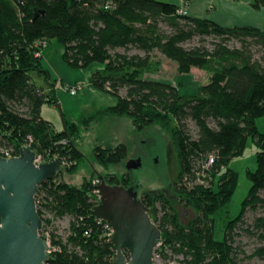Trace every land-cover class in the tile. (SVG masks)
<instances>
[{"label": "trees", "instance_id": "trees-1", "mask_svg": "<svg viewBox=\"0 0 264 264\" xmlns=\"http://www.w3.org/2000/svg\"><path fill=\"white\" fill-rule=\"evenodd\" d=\"M250 4L264 8V0ZM178 8L164 0H0V155L4 150L17 154L31 138L32 149L45 162L63 157L70 162L65 170L72 173L83 158L74 139L81 127L102 115L128 117L136 131L159 125L176 151L173 193L143 190L141 202L161 230L155 249L161 259L167 262L179 255L176 260L182 264H240L243 252L235 236L245 232L260 241L249 256L264 260V132L256 125L264 116V30L254 25L225 27L180 14ZM194 38L198 44L183 45ZM51 40L61 46V58L69 67L94 65L88 81L114 97L111 106L77 121L63 115L62 129L41 116L44 104L58 105L53 84L46 88L33 75L49 78L42 56ZM233 40L239 44L230 46ZM255 47L263 51L260 58L254 57ZM156 52L174 61L178 73L193 67L208 71L209 81L184 94L179 84L145 78L159 70ZM248 137L256 146V167L246 171L247 194L217 239L215 217L237 185V172L229 163L242 155ZM126 155L123 142L94 147L95 162L103 168ZM210 156L212 162L206 165ZM59 175L40 183L36 192L40 228L50 234L46 264H109L114 248L91 215L90 182L75 186ZM103 178L129 182L110 172ZM175 202L193 209L194 218L182 222ZM247 211L256 212L249 223L243 219ZM66 216V235L55 234L51 222Z\"/></svg>", "mask_w": 264, "mask_h": 264}, {"label": "rangeland", "instance_id": "rangeland-1", "mask_svg": "<svg viewBox=\"0 0 264 264\" xmlns=\"http://www.w3.org/2000/svg\"><path fill=\"white\" fill-rule=\"evenodd\" d=\"M161 26L164 30L169 29L163 22ZM210 41V39L206 40L207 45H210ZM195 44H198L197 38L185 42L183 45L189 47ZM238 44L239 43L234 40L229 42L230 46H237ZM48 47V50L51 51V54L55 58V67L58 69V66L61 64V68L67 71L68 75L71 77H84L94 68V65L88 66L87 68H71L62 60V48L56 41L51 40ZM120 51H122V49H120ZM131 51L133 52L134 50L132 49ZM262 53L263 51L255 47V58H260ZM156 58L160 61L159 70L156 73H146L143 76L149 79L167 81L171 84H179L180 91L184 94L195 93L200 85L206 84L210 79V73L208 71L194 67L189 73H178L174 61L165 58L159 52H156ZM57 60L59 61L58 65L55 63ZM43 64L45 65L46 63L43 62ZM45 66L47 67V64ZM33 75L35 79L39 81L37 74ZM80 94L82 95V93ZM64 105L66 106V103ZM84 108H76V112L71 114L72 119L77 121L82 117L81 115H87L88 110H83ZM61 112H63L62 105ZM44 113L46 114L45 110ZM256 125L259 131L264 132V116L256 119ZM188 126L191 134L194 135L195 127L191 122H189ZM119 141L123 142L127 147L126 158L119 163L109 165L107 168L98 165L94 159V147L107 143H117ZM74 143L82 152L83 158L78 161L77 167L72 173H68L63 167L62 171L59 173V178L65 182L80 186L84 180L91 182L97 174L103 176L105 173L110 172L117 176H121L127 174L126 171L128 170L126 163L129 160L139 159L140 167L129 170L127 174L131 179L132 185H136L139 191L162 190L169 195L173 193L172 184L178 171L176 151L170 141L168 133L159 125H152L144 128L142 131H136L131 125L123 126L122 124L114 122L112 119L105 118L100 121H93L87 128L81 127L80 134L74 139ZM255 152L256 146L253 138L248 137L242 155L233 158L229 163V166L237 172V185L230 201L215 217L214 235L217 239L222 238L224 224L238 214L241 202L247 194L250 181L246 175V171L254 170L256 167ZM175 207L178 210L182 222L187 223L188 220L194 218L195 213L193 209L187 208L177 202H175ZM255 215L256 212L247 211L243 219L246 223H249ZM68 222V216L53 219L51 222L52 231L60 236H65ZM239 233L240 234L235 236V244L239 246L243 253H239L238 262H240V264H264L263 259L257 256H249L260 244L257 236L245 232ZM179 257V255H172L170 259ZM153 264H165V262L161 257H155L153 259Z\"/></svg>", "mask_w": 264, "mask_h": 264}, {"label": "water", "instance_id": "water-1", "mask_svg": "<svg viewBox=\"0 0 264 264\" xmlns=\"http://www.w3.org/2000/svg\"><path fill=\"white\" fill-rule=\"evenodd\" d=\"M57 108L61 110L60 105ZM34 157L29 146L21 147L17 156H0V264H46L49 259V246L39 234L36 192L40 183L62 171V158L36 165ZM126 167L137 168L138 161L129 160ZM100 177V184L93 186L100 189V198L91 215L112 227L114 253L109 264H153L161 230L137 199L136 191L108 184Z\"/></svg>", "mask_w": 264, "mask_h": 264}, {"label": "crops", "instance_id": "crops-1", "mask_svg": "<svg viewBox=\"0 0 264 264\" xmlns=\"http://www.w3.org/2000/svg\"><path fill=\"white\" fill-rule=\"evenodd\" d=\"M167 2L176 4L177 6H185L187 15L189 16L208 18L225 27L234 25H254L264 30V8H252L250 4L251 0H190L188 2H184L183 0H167ZM48 46L43 50L42 65L49 71V78L45 80L43 76H37L39 81L37 79H35V81L44 86H48L49 83L53 84L54 94L57 98L58 105H62L63 112H61L55 104H44L41 107V116L44 119L50 121L56 129H62L64 127L62 121L63 115L73 120L71 114L76 112V108L85 107L83 110H88L87 115H90L114 103V97H112V95L96 89L88 81L91 71L84 77H71L68 75L67 71L61 68L62 66L60 63L57 69L54 65L55 58L51 54V51L48 50ZM43 62L47 64V67ZM58 62V60L55 61L56 65H58ZM74 83H80L81 88L78 90L77 94L70 95L66 86ZM80 93H82V95ZM65 103L66 106L64 105ZM59 111L62 113V116L59 114ZM81 116L83 117L84 115ZM105 118L112 119L114 122L122 124L123 126H133L131 120L125 116L102 115L98 121ZM117 143H120V141Z\"/></svg>", "mask_w": 264, "mask_h": 264}, {"label": "built area", "instance_id": "built-area-1", "mask_svg": "<svg viewBox=\"0 0 264 264\" xmlns=\"http://www.w3.org/2000/svg\"><path fill=\"white\" fill-rule=\"evenodd\" d=\"M177 11L180 14H187V10H186V7L185 6H179V8H178ZM66 88L68 89L70 95H75V94H77L78 90L81 88V84L80 83H74V84H71L69 86H66ZM31 141H32V139L31 138H28V142H26L23 146H29L32 149V147H31ZM62 142H65V140H63ZM32 150L34 151V149H32ZM2 152H3L4 155H0V156L1 157H6V158L12 157V156H17L19 154V152H18L17 154L11 155L9 153V151H7V150H4ZM61 158H62V168L63 167H66L67 165L70 164V162L68 160H66L65 158H63V157H61ZM44 162L45 161L42 158V156L40 154H38V153L35 152L34 163L36 165H38V164L44 163ZM211 162H212V157L210 156L207 159V161H206V165L207 164H210ZM100 182H101V177L100 176H97V175L90 182L91 189L88 191V194L92 198V202L94 203V205H96L99 202L100 189L98 187H93V186L94 185H99ZM96 220H97L98 223H101L102 224L103 231H104V235L107 237V239L110 240L111 234H112V227H111L110 223L108 221L102 220L100 218H96ZM39 234H40V236H42L44 238V240H46V242H47V244L49 246L48 251L50 253V251H51V244H50V234H49V231L46 230V229L40 228L39 229ZM160 243L161 242L158 243V245L156 246V248L160 245ZM155 257L160 258V254L154 250L153 259ZM176 261H177L176 259H171V260H168L167 262H165V264L170 263V262H176Z\"/></svg>", "mask_w": 264, "mask_h": 264}, {"label": "flooded vegetation", "instance_id": "flooded-vegetation-1", "mask_svg": "<svg viewBox=\"0 0 264 264\" xmlns=\"http://www.w3.org/2000/svg\"><path fill=\"white\" fill-rule=\"evenodd\" d=\"M135 160H137L138 161V167H140V160L139 159H135ZM137 167V168H138ZM128 171L129 170H131V169H127ZM128 171H126V173L128 174ZM127 174H123L126 178H128V180H129V182H127V183H125V184H117V183H109V182H107L106 180V183H108V184H116V185H121V186H124L125 188H132V190L133 191H136V197H137V199H139L140 201H141V193H142V191H139V189L138 188H136L134 185H132V183H131V179H130V177H128L127 176ZM97 176H100V175H97Z\"/></svg>", "mask_w": 264, "mask_h": 264}]
</instances>
